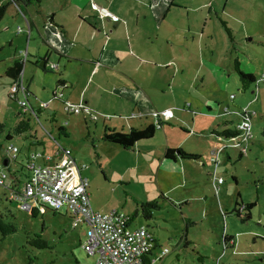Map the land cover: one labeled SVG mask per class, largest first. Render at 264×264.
I'll return each instance as SVG.
<instances>
[{"label":"rangeland","instance_id":"1","mask_svg":"<svg viewBox=\"0 0 264 264\" xmlns=\"http://www.w3.org/2000/svg\"><path fill=\"white\" fill-rule=\"evenodd\" d=\"M0 2L9 3L0 19V123L3 124L0 159L7 156L8 145L18 148L14 161L9 164L10 170L19 167L29 151L43 149L52 155L57 141L61 147L70 149L80 174L87 178V191L94 208L101 206L105 211L114 209L130 216L139 201L158 203L159 208L151 218H144L138 212L130 223L132 228L146 226L160 247L168 249L161 261L154 264H264V0H162L159 7H141L148 14L157 11L167 14L164 22L155 23L154 31L160 33L156 35L160 40L156 47L164 43V32L176 30L177 37L171 39L169 50L180 55L185 47L190 48V61L182 64L180 73L174 59L170 56L162 59L160 65L170 71L167 75L161 72L155 78L167 91L153 98L154 107L157 111L172 109L174 117L163 123V129L170 128L167 136L162 129L154 127V136L141 143L146 146L140 147L142 151L150 150L140 154L136 147L122 150L116 144L103 142L101 136L104 125L109 122L110 128L127 132L125 118L141 112L134 108L111 110L110 114L94 110L95 120L88 115L66 113L63 98L52 100L51 96L57 78L64 72L62 66L53 68L57 59L54 54L44 67L40 61L32 62V52L40 49L44 53L41 35L37 30L28 35L27 24L16 6L9 0ZM19 7L24 10L23 5ZM165 8L170 11L166 12ZM87 12L96 13L91 8ZM144 23L145 29H153L150 22ZM38 32L42 33L41 27ZM163 47L167 54L168 49ZM145 51L154 53L155 49L147 46ZM16 56L28 61L22 79L32 93L29 104L39 112L38 119L31 112L23 111L9 96L14 79L5 70ZM235 60L241 70L253 73L255 83L243 84L233 70ZM65 72L75 78L74 71L66 68ZM175 73L177 87L171 86ZM105 76L116 79L110 73ZM97 80L95 76L88 92L94 91V99L99 102L112 88L96 87ZM172 88H177L173 96L170 95ZM132 90L137 96L143 95L136 88ZM40 102L48 103V107L40 106ZM225 107L228 113L223 111ZM240 109L251 116L252 133L245 143L246 152L241 154L235 138L211 133L220 119L228 121L229 130H236L241 121ZM52 111L54 122L48 116ZM108 115L112 119L106 122ZM20 116L28 121L29 130L18 135L12 130ZM130 121L134 124L152 121L154 125L150 116ZM7 132L11 134L8 140ZM34 137L42 139L43 145H34ZM165 140L186 153L201 155L202 159L195 163L194 160L179 162L176 166L160 164L158 157L163 156L158 155V146L164 145ZM217 145L224 148L222 154L225 150L227 153L221 154L218 175L209 172L208 177L206 168L211 167L209 159L215 155L209 158L207 152L211 148L219 149ZM158 163L160 168L156 170ZM219 175L223 183H219L215 195L214 189L206 190L205 184L209 178L210 184L211 178L216 183ZM250 202L254 205L249 217L246 210L236 215L237 204ZM0 212L15 217L17 223L14 233L4 237L0 233V264H94L95 256L88 255L82 247L87 227L79 224L73 228L71 216L64 208L52 211L45 205H34L30 211H21L10 199L8 187L0 184ZM31 235L44 239L46 247L41 248L37 241L30 244ZM223 236L226 241L234 240L233 247H224Z\"/></svg>","mask_w":264,"mask_h":264},{"label":"crops","instance_id":"2","mask_svg":"<svg viewBox=\"0 0 264 264\" xmlns=\"http://www.w3.org/2000/svg\"><path fill=\"white\" fill-rule=\"evenodd\" d=\"M93 1H95L99 6L106 8L115 16H117L118 20L116 22H113L107 18L99 17L97 13H88V8L90 9L89 0H28L27 4L23 5L24 10H21V8L15 3L13 4L18 9L19 13H21V15L24 17V20L27 24L28 35L32 36L33 31L37 30V33L41 35L43 47H45L43 54L40 53V49H38L36 52H32V62L37 63L38 61L43 60L44 66H46L47 62L50 59V55L54 54L57 59L54 61L55 64H53V68L56 69L58 66H62V69L64 70L62 76L60 75L57 78V80H64L63 87L57 88L55 86V89L51 91V95L52 93H55L56 96L59 95L58 100L63 98V100H68L71 102H77L81 99L93 111L102 110L106 114H110L111 110L119 111V109L121 108L137 109L136 111L141 112L142 116L130 117V115L128 114L129 116L125 118V125L128 128L133 127L136 129H142L147 125L152 124V121L144 122L145 124L139 121V124H134L130 120L135 118L139 120L144 117L146 118L147 116H150L152 117V119H154L153 113L157 111V108L154 107L153 98L158 97V93L165 94L167 91L166 88L165 90L163 89L164 86H160L161 83L156 80L155 76L161 74V72H163L164 75H167L168 71H170H167V66L163 65L162 67L160 65L163 62L162 59L166 56H170L171 59H174V61L177 63L179 67V72L182 73V64H187V62L190 61V48L185 47V49H183L180 55H177L175 50L170 51L169 49H172L170 47L172 45L171 39L177 37V31H171L170 29L168 30V32H164V39L166 41L163 39L164 43L158 45V48L156 47V43L160 41L156 35H159L160 33L158 31H154V28L157 24H159V22H164V19L167 14H159V11H157V13H153V15L148 14V11H144V9H142L141 7H159L162 3V0ZM165 11L167 12L170 10L168 8H165ZM144 22H150L153 29H145L146 23ZM39 27H41L42 29L41 34L40 32H38ZM147 46L153 47V49H155V52L149 53L148 51H145V47ZM163 46L168 49L167 54L164 53ZM24 53L27 57V53ZM14 59L22 60L23 64L21 74H23L25 62L28 61L22 59L20 56H16ZM66 68L76 73L75 78L65 72ZM176 71L177 70H174V72ZM107 73L112 74V76H114L116 79H110L109 77L107 78L105 76ZM95 76H98V80L95 81L96 87L101 88L102 85H104L105 87L112 88V90H109L111 92L106 91L105 95L101 98L102 101L99 102L94 99V91H92V93L88 92L90 88L89 86L94 81ZM173 77L174 80L172 81L171 86L173 85L177 87L178 77H176V73ZM105 83L107 85H105ZM135 88L143 95L137 96L136 91L132 90ZM174 90H177V88L171 89V96L175 95L176 91ZM30 96H32V93ZM108 102H110V105H107ZM131 105L133 106L131 107ZM152 108H154L153 113H151L153 111ZM134 109L131 112L135 111ZM52 113L55 114L54 111H52ZM115 113L116 112H113L112 114L115 115ZM110 116L111 115H108L106 122H109L112 119ZM83 119L85 120L86 118L83 117ZM163 123L159 129H162L164 136H167L170 128L163 129ZM227 123L228 121L226 119L218 120L217 124L213 125L214 128L211 133L219 135V133H221L223 130H229V127L226 126ZM109 124L110 122L107 125H104V130H117L115 128H110L109 126L111 124ZM220 127H222V129H220ZM34 139L35 140H32V143L34 145H43L42 139L38 137H34ZM147 140H140L136 142L133 148L136 147L137 152H139V154L140 151H149L150 148L143 151L141 150L142 148L140 149L141 146H146L141 145V143ZM218 140L219 139H217V141ZM55 144L56 146L52 152V155L46 153L43 149L38 150V152L29 151L25 154L24 162L18 164L19 167H17L16 169H12L24 172V164L31 154L35 155V161L39 164L53 166L54 164L59 163L62 157V153L61 151H58L59 143L56 141ZM220 145H217L218 147H220L219 149H221L219 152H217L219 150L218 148H211L210 151L207 152L209 158H211L212 155L217 156L216 161H211L209 159L211 167H207L205 172H208V177L211 173L213 174V176L214 173H218L219 166L222 164V155H225L227 153V150H225V152L222 154V150L224 148ZM158 147V155L162 153L163 156L162 158L160 156L158 157L160 164L164 163L176 166V164L179 162L187 163L186 161L188 160H194L195 163L200 162V159H202L201 155L199 154H196V159L186 160L180 157H176L174 158V160H172L169 158H165L164 152L166 149L179 148L178 145H171L169 144V142H166V140L164 145L160 144ZM228 159H230V157H228ZM159 168L160 166L158 163L156 170ZM209 180L207 179L208 185L207 183L205 184V186H207L206 190H211L212 188L215 191V195H217L215 188L218 189L219 185H216L215 187L212 178L211 184ZM222 183L223 180L221 184ZM237 206L238 208L236 209L238 211V215H240L241 212L245 210V207L244 204H237ZM92 208L97 211H105V209H101V206H96L95 208L92 206ZM156 242L157 246L149 255L145 257L149 259L148 264H154L157 263V261H161V259L167 254L166 253L161 258L156 259L158 250L161 248L157 239ZM223 244L225 248L233 247L234 240L229 238Z\"/></svg>","mask_w":264,"mask_h":264},{"label":"built area","instance_id":"3","mask_svg":"<svg viewBox=\"0 0 264 264\" xmlns=\"http://www.w3.org/2000/svg\"><path fill=\"white\" fill-rule=\"evenodd\" d=\"M89 4L99 17L113 22L118 20L117 16L99 6L95 1L89 0ZM22 78L20 72L10 86L9 96L19 104L23 111L31 112L38 119V116L31 110L29 104L31 93ZM47 105L48 103L40 102L42 107ZM63 110L68 114H83L88 115L91 120L97 119L93 110L82 100L78 102L64 100ZM223 111L226 113L228 110L225 107ZM141 116L140 113L130 115V117ZM153 116L154 127L160 128L163 122L172 119L173 112L171 109H163L155 111ZM250 123V115L241 110V121L236 126L237 134L231 137L237 140V149L240 153L246 152L245 143L252 136ZM58 146V151L62 153L59 163L53 166L39 164L35 161V155L31 154L24 164V172L12 170L13 178L8 171V165L2 162L4 157L0 159V184L8 187L10 199L17 203L21 211H30L34 205L42 207L45 205L52 211L64 208L65 212L71 216L73 228L79 224L87 227L86 239L82 247L88 255L95 256L94 264H144L143 259L157 246L153 233L143 225L130 227L131 217L117 210L110 209L105 212L94 210L87 192V178L80 174V168L76 166L70 149L61 147L59 144ZM16 152L17 147L7 146V156H5L7 164L14 161ZM216 159L215 155L211 161H216ZM221 182V177L217 178L216 183L213 179L215 187ZM167 252V248H160L156 259L161 258Z\"/></svg>","mask_w":264,"mask_h":264},{"label":"trees","instance_id":"4","mask_svg":"<svg viewBox=\"0 0 264 264\" xmlns=\"http://www.w3.org/2000/svg\"><path fill=\"white\" fill-rule=\"evenodd\" d=\"M9 2L11 3H15L17 6L21 5H26L28 0H9ZM9 3H0V19L2 18V16L4 15V12L6 10V7ZM222 24H225V22H223L221 20ZM229 37L230 36V31L229 28L226 27L225 28ZM22 60L19 59H13L12 60V64L10 67H8L5 70V74L8 75L9 77H12L13 79H15L17 77V75L21 72L22 69ZM238 61L235 60L234 61V67L233 70L236 72V74L238 75L239 79L243 82V84L246 83H255V78L251 73L245 72L243 70H241L238 66ZM64 85V80L62 79H58L57 83H56V87H63ZM52 99L53 100H58L57 96L55 93H52ZM12 100H14L12 97H10ZM15 101V100H14ZM31 110L35 113V115H38L39 112L34 111V108L31 107ZM54 113H49V119L50 121H56L54 119ZM3 124L0 123V128H3L2 126ZM27 130H29V123L28 121L24 118V117H18V120L16 121V123L13 126V133L14 134H21L26 132ZM155 132V128L153 124L147 125L146 127L142 128V129H136L133 127H130L129 130L127 132H119V131H115V130H104L101 136V140L103 142H109L112 144H116L118 146H120L122 149L128 150L133 148L134 144L140 140H147L151 137H153ZM237 134V130H223L221 133H219V135L224 136L226 138L229 137H233ZM6 140L11 138V134L9 132L6 133L5 135ZM176 153V154H175ZM4 158H6L5 156H3ZM164 157L165 158H169L174 160V158L176 157H180L182 159H196L197 155L195 154H190V153H186L184 152L182 149L177 148V149H166L164 152ZM13 170V169H12ZM12 170H10L9 166H8V171L10 173V175L12 176V178L14 177V174L12 173ZM17 178V177H16ZM13 184V183H12ZM254 205V202H250V203H246L244 204L245 210L247 211V216L249 217V210L250 208ZM159 208L158 203L155 200H146V201H139L136 204V209L134 210V212L132 213V215H130L131 219H133V215L137 214L138 212L144 217V218H151L152 217V213L154 210H157ZM235 213L238 215V211L237 209L235 210ZM16 219L15 217L11 216V215H4L2 212H0V233L2 235V237L8 235V234H12L16 231ZM27 239L30 237L29 235L26 236ZM25 237V240H26ZM31 237H33V235H31ZM34 239V241H32ZM33 239H31L30 244H33L34 242H39L40 243V247L44 248L47 245V242L42 239L40 236H35L33 237ZM226 236H223V240L226 241ZM264 239V236H263ZM38 246V247H39ZM143 263L144 264H148L149 259L148 258H144L143 259Z\"/></svg>","mask_w":264,"mask_h":264},{"label":"water","instance_id":"5","mask_svg":"<svg viewBox=\"0 0 264 264\" xmlns=\"http://www.w3.org/2000/svg\"><path fill=\"white\" fill-rule=\"evenodd\" d=\"M40 66H41V67L44 66V61H43V60L40 61ZM3 162H4V164H5L6 161L4 160Z\"/></svg>","mask_w":264,"mask_h":264},{"label":"clouds","instance_id":"6","mask_svg":"<svg viewBox=\"0 0 264 264\" xmlns=\"http://www.w3.org/2000/svg\"><path fill=\"white\" fill-rule=\"evenodd\" d=\"M2 157H3V156H2ZM4 160L6 161V159H5V158L3 159V161H4ZM3 161H2V162H3ZM3 164H4V162H3ZM4 165H8V166H9V164H7V161L5 162V164H4ZM9 168H10V167H9ZM11 170H12V169H11Z\"/></svg>","mask_w":264,"mask_h":264}]
</instances>
